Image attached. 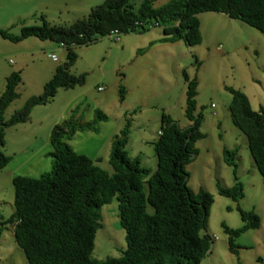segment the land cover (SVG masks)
I'll return each mask as SVG.
<instances>
[{
	"label": "trees",
	"instance_id": "16d2710c",
	"mask_svg": "<svg viewBox=\"0 0 264 264\" xmlns=\"http://www.w3.org/2000/svg\"><path fill=\"white\" fill-rule=\"evenodd\" d=\"M201 11L223 12L264 34V0H167L160 5H153L152 0H101L69 23H50L39 15L40 23L23 24L17 33L0 27V36L11 41L34 35L54 40L65 50L64 60L56 64L41 91L28 95L8 116L4 110L17 96L15 87L20 74L12 70L5 76L0 92V168L9 158L1 149L5 127L27 120L32 106L49 101L58 88L84 82V72L69 71L77 56L74 45L94 41L112 28L144 32L149 29L148 23L161 27V40L182 39L192 45L201 39L197 17ZM181 72L183 113L189 122L179 126L161 113L160 133L153 142V170L141 165L138 155L127 153V121L110 142L107 161L111 172L71 147L67 139L75 130L96 131V121L106 119L97 107L93 108L91 120H83L76 115V104L67 117L51 126L49 149L45 152L49 169L35 176L13 175L12 211L4 217L0 213V233L5 223L11 225L13 239L28 264H200L214 238L205 228L212 194L202 187L192 190L186 185L184 164L197 153L194 142L203 132L201 113L195 111L196 77H189L183 68ZM225 89L230 94V121L245 135L264 187V104L253 108L241 89L230 85ZM124 93L120 83L118 98L122 99ZM222 158L231 166L234 181L225 186L217 182L216 190L237 199L242 196L243 187L236 175V149L223 147ZM113 197L125 247L117 256L91 257L95 230L100 224L99 207ZM235 207L242 223L232 227L221 222L227 247L233 253L237 247L234 238L259 224L253 209Z\"/></svg>",
	"mask_w": 264,
	"mask_h": 264
},
{
	"label": "rangeland",
	"instance_id": "374dc122",
	"mask_svg": "<svg viewBox=\"0 0 264 264\" xmlns=\"http://www.w3.org/2000/svg\"><path fill=\"white\" fill-rule=\"evenodd\" d=\"M99 1L101 0H36L37 9L33 10L31 20L40 23L41 13L51 23H69L88 11V3L92 2L93 5ZM165 1L167 0H152V4L160 5ZM73 10L76 11L72 12ZM203 14L211 16L202 18ZM197 15L201 17L202 39L192 45L179 41V45L166 50L167 54L162 59L155 56L154 51H151L152 47L149 48L145 40L151 35L149 33L160 31V26H153L144 34L120 32L118 40L102 35L89 43L74 45L77 56L69 71L84 72V82L73 85L72 88H58L53 99L48 102H56L53 106L57 109V104L69 98L70 94L80 87L86 88V96H81V104L76 103V115L80 119L91 120L92 108L97 107L103 109L107 117L99 120L101 123L96 121L99 135H95L92 130L82 129L69 137L72 148L76 152L85 153L99 167L111 172L107 161L110 142L114 132L117 133L127 121L129 127L126 148L131 152L139 150L137 154L140 164L153 170L156 163L153 142L161 113L169 115L179 126H184L188 121L183 114L184 94L181 95L180 105L175 103V99L169 102L167 97L170 92L161 86V79L162 84L167 83L165 80L174 81L175 72H179L177 76L182 80V72L175 69L177 61L182 64L189 77H196L195 111L201 113L200 127L203 132V136L194 142L197 153L184 164L187 172L186 185L192 190L202 187L212 194L205 228L214 235L211 243L214 251L204 255L200 264H264V187L247 149L245 135L230 121L227 109L230 94L225 89L226 85L241 89L253 108L264 104V34L223 12L201 11ZM127 36L133 40L121 44V40ZM61 50L60 47L55 49L57 54ZM136 56L137 59H134ZM60 57L62 62L64 55ZM154 60L159 67L158 71H150L146 67L147 62ZM135 61L138 63L137 67ZM160 68L163 72H160ZM137 72L139 82L136 80ZM176 79L178 85L179 78ZM97 82L101 85L103 97L94 101L93 96L98 93ZM120 83L124 86V96L128 95L129 101L118 98ZM65 91H68L69 96H63ZM70 107L61 113L58 121L68 116ZM27 139L24 130H20L17 138L12 135L7 137L3 150L20 149ZM223 147L236 149V175L243 187V194L237 199L219 194L216 190L217 182L225 186L234 181L231 166L222 158ZM129 155L132 156L130 153ZM22 157L23 155L15 153L10 160L18 161ZM49 166L47 164L40 172L49 169ZM2 180L0 209L4 217L12 211L13 187L10 179ZM143 187L146 188L144 182ZM237 205L253 209L259 216V224L241 231L234 238L237 247L236 253H233L227 247L226 233L221 222L232 227L242 223L235 207ZM99 212L100 224L95 230L90 256L104 258L107 255H120L125 247V239L124 230L116 215V199L113 197L109 202L103 203ZM0 264H28L23 250L13 239L9 223L4 224L0 233Z\"/></svg>",
	"mask_w": 264,
	"mask_h": 264
},
{
	"label": "crops",
	"instance_id": "0c3cea01",
	"mask_svg": "<svg viewBox=\"0 0 264 264\" xmlns=\"http://www.w3.org/2000/svg\"><path fill=\"white\" fill-rule=\"evenodd\" d=\"M91 5L92 2L88 3L87 8L89 9ZM35 9H37L36 0H0V27L7 28L9 31L13 33H17L21 25L35 24L36 20H31V16H33L34 14L33 10ZM75 11L76 10H73L72 12ZM59 12H61V9ZM83 14L85 13H82V15ZM39 15L42 14L40 13ZM44 16H46L47 19L49 18L47 17L48 16L47 14H44ZM203 16L209 17L211 16V14H203L202 18ZM197 17L199 19V29L202 39L201 19H200L201 17L199 15H197ZM48 22L51 23V21ZM144 33L146 32L145 31L134 32V34H144ZM149 34H148L149 36H147L145 39L146 44L148 45L149 48L152 47L153 50L151 51H154L155 56L159 57L160 59H162V57H165V55L167 54L166 51L167 49H173L175 45H179L178 44L180 43L179 41H183L182 39H177L173 41L161 40L160 38L163 36L162 30L158 31L155 34L152 33ZM128 40L131 41L133 39L127 36L125 39L121 40V44H124ZM140 42H142V40ZM137 44L135 48H137ZM59 47L62 50L61 53L57 54L55 49ZM50 52L56 53L57 56L56 59H52L48 55ZM60 54L65 56V50L63 47L59 46L57 42L54 40H50L46 38L43 39L36 37L34 35H28L19 40L11 41L7 38H3L0 36V92L4 87L5 76L10 71L17 70L20 74V81L15 87V90L17 91V96L13 98L5 107L4 110L5 116H8L15 108L19 107L28 95L33 93H38L41 91L44 81L52 74L56 64L61 62ZM134 59H137V56ZM147 63L148 64L146 65V67L148 70L158 71L159 67L156 66L155 60L153 62H147ZM135 64L137 67L138 63L136 61ZM175 69L182 71V64H180L177 61L175 65ZM160 72H163L161 68H160ZM178 73L179 72H175V80L172 82L165 80V82L167 83L162 84V79H161V86L164 89L169 90L170 94L167 97V99H169V102L175 99V103H179L180 105L181 103L180 98L182 97L181 95L184 90V82H183V78L181 80L180 76H177ZM136 75H137L136 80H138L139 82L140 77L138 72ZM177 77L179 78L178 85L176 79ZM160 78L161 76L159 75V80ZM97 86H99L98 82L96 88ZM72 87L73 86H71V88ZM172 87L173 89H171ZM97 89H98V93H96V95L93 96L95 99L94 101H97L98 99L103 97L102 92H100L102 89L101 88L100 89L97 88ZM85 94H86V88L84 87H80L75 93L70 94V96L68 94V91H65L63 92V96H69V98H65L60 104H57V109H55L53 106L55 105L56 102L51 103L47 101L45 103L35 104L32 106L29 118L27 120L10 124L5 127L4 140L1 146L2 150L6 143L7 137L12 135L17 138V132L20 130H24V133L26 134V137L28 139L23 141L20 149L14 150L13 148L10 151L3 150L4 153H6L9 156V158L6 164L0 168V186L4 182L2 178L10 179L11 181L12 176L15 174H25V175L35 176L33 174H36L38 172L40 173V170L44 166L49 164V157L46 156L45 152L49 149L48 133L51 126L55 122H58V120L62 116L61 113L69 109L70 106L71 109L73 105H75L76 103L81 104L83 100L81 99V96L85 97L86 96ZM127 96L128 95L123 96V99L124 98L127 99ZM134 99H136V97H134ZM57 103H59V100L57 101ZM101 122L102 121H99V123ZM188 122L189 120L187 121L186 124H188ZM157 130H156L155 138L157 137ZM76 131L77 130H75L72 133L70 138L75 135ZM99 131L100 130L97 129L96 131H92V132L95 133V135H99L100 134ZM70 138L67 139L68 143L70 142ZM126 143H125V148H126ZM126 150L127 153L132 154V156L138 155L137 152H139V150H135L131 152L127 148ZM15 153L23 155V157L20 158L18 161L10 160L13 159ZM139 162H140V157H139ZM0 213H1V209H0ZM263 238H264V233H263ZM212 251H214L213 245L210 247L209 251L205 255H209L210 253H212Z\"/></svg>",
	"mask_w": 264,
	"mask_h": 264
},
{
	"label": "built area",
	"instance_id": "2783aa9c",
	"mask_svg": "<svg viewBox=\"0 0 264 264\" xmlns=\"http://www.w3.org/2000/svg\"><path fill=\"white\" fill-rule=\"evenodd\" d=\"M134 23H136V21H135ZM154 24H155V23H154ZM154 24L148 23V24H146V27H147V28H151V27H153ZM119 33H120V31H119L118 29H116V28H112V29H110V30L107 32V36H108L110 39H112V40H118V39H119ZM59 44L61 45L62 42H59ZM48 55H49L52 59H56V57H57L56 54H55L54 52H50ZM97 88H101V86L99 85V86H97ZM157 132L160 133V130H158Z\"/></svg>",
	"mask_w": 264,
	"mask_h": 264
},
{
	"label": "clouds",
	"instance_id": "9594fccd",
	"mask_svg": "<svg viewBox=\"0 0 264 264\" xmlns=\"http://www.w3.org/2000/svg\"><path fill=\"white\" fill-rule=\"evenodd\" d=\"M99 89H100V88H99ZM158 130H160V129H158ZM158 130H157V131H158ZM157 134H158V132H157Z\"/></svg>",
	"mask_w": 264,
	"mask_h": 264
}]
</instances>
